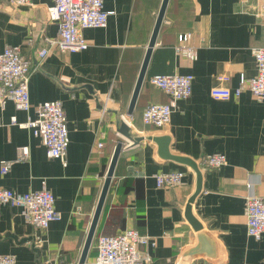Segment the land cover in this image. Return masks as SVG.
I'll use <instances>...</instances> for the list:
<instances>
[{"label": "crops", "instance_id": "1", "mask_svg": "<svg viewBox=\"0 0 264 264\" xmlns=\"http://www.w3.org/2000/svg\"><path fill=\"white\" fill-rule=\"evenodd\" d=\"M161 3L103 0L110 13L106 27L83 31L86 50L61 53L46 43L58 38L56 25L47 18L51 0H30L21 7L0 0V52L18 47L34 67L28 80L30 111H17L10 101L0 110V167L2 161L13 162L8 173L0 174V189L27 193L45 188L60 215L43 231L26 223L20 209L0 205V255L14 256L15 264L78 263L121 139L116 132L120 116L128 119L132 136L143 140L123 146L85 264H93L96 237L124 229L152 239L153 244L137 246L149 258L143 264H177L195 244L184 218L195 174L158 157L155 143L146 137L160 136L170 138L172 155L206 169L192 213L215 241L216 258L196 256L190 264H264V234L258 240L248 237L244 216L250 192L264 202V102L247 90L227 101L210 96L213 88L234 91L255 75L252 50L264 46V0L168 1L146 76L190 74L192 94L176 103L168 126L155 129L142 124L141 114L150 104L169 102L162 91L143 82L132 117L126 112ZM180 43L195 48L194 61L176 55ZM48 101L61 102L66 117L65 167L46 156L28 129L10 125L12 117L18 124L34 119V108ZM21 147L29 149L26 161H16ZM212 154L224 155L226 164L207 169L203 161ZM174 171L183 173L179 186L156 187L157 175Z\"/></svg>", "mask_w": 264, "mask_h": 264}, {"label": "built area", "instance_id": "2", "mask_svg": "<svg viewBox=\"0 0 264 264\" xmlns=\"http://www.w3.org/2000/svg\"><path fill=\"white\" fill-rule=\"evenodd\" d=\"M12 7L27 6L30 0H5ZM109 12L103 9V0H51L47 7V18L57 27L58 38L48 39L49 46L56 47L61 53H77L87 49L88 44L83 36L87 29H103L107 25ZM264 36V22L262 25ZM186 35V39H190ZM176 55L194 61L195 48L190 44L180 43L174 47ZM255 62V75L240 83L230 91L225 88H213L210 96L215 100L227 101L231 97L238 98L242 91L247 90L251 97L264 102V46L252 50ZM34 67L26 59L18 47L6 46L0 52V110L4 109L7 102H12L17 111L28 113L31 109L28 93V80ZM221 82H226V77H218ZM193 77L190 74L153 75L149 84L168 96L166 104H150L141 114L144 126L162 129L169 125L173 109L179 101L187 100L192 94ZM34 119H28L24 124H18L15 117L10 120V125H18L30 131L31 136L40 139L49 159L58 160L66 166V151L68 147V131L66 117L61 102L48 101L40 103L34 108ZM120 120L127 123L125 116ZM1 125V123H0ZM103 144L98 142L97 149ZM29 158L28 147L18 149L16 161H26ZM13 162L2 161L0 174L9 172ZM207 169L217 170L226 164L222 154H212L204 158ZM183 173L174 171L159 174L155 177L156 187L174 188L181 184ZM251 185H248L249 190ZM54 197L45 188L39 191L17 193L9 189H0V205L18 208L26 223L47 230L50 223L60 219L54 207ZM78 210L75 209L73 213ZM244 216L246 220V233L255 240L264 234V202L252 192L245 199ZM147 235H140L133 229H124L114 236H98L95 238L94 248L96 255L93 264H143L148 262V257H142L137 251L138 245L153 244ZM0 264H15L12 255H0ZM212 264V263H207Z\"/></svg>", "mask_w": 264, "mask_h": 264}, {"label": "water", "instance_id": "3", "mask_svg": "<svg viewBox=\"0 0 264 264\" xmlns=\"http://www.w3.org/2000/svg\"><path fill=\"white\" fill-rule=\"evenodd\" d=\"M169 0H162L160 9L158 11V15L156 18V22L149 40V43L146 48V52L130 97V101L127 107L126 115L127 117H132V114L135 109V105L140 93V89L143 85L145 76H146V70L149 63V59L152 53V50L155 46V42L161 27V24L163 22V18L165 15L166 7ZM116 132L120 136V141H118L114 147L112 157L110 159L108 169L106 171V175L104 178L103 186L101 189V192L99 194V198L95 207V211L93 214V217L91 219V223L87 232V236L85 239V243L83 245L81 255L79 258V261L77 264H85L86 257L88 255V251L90 249L96 226L106 199V195L108 193L111 180L113 178L114 170L116 167V163L118 160V157L123 150V146L125 142L129 143V146H135L139 142L143 140L142 137H133L131 133V128L127 125V123L120 120L117 122L116 125ZM147 140L152 141L155 143L157 147V155L160 159L164 161H172L174 163H177L182 166L188 167L194 174L196 179V185H195V191L194 193L189 197L185 204L184 208V218L187 221V223L190 225L192 230L195 233V239L196 242L193 246L187 248L179 262L177 264H190V261L192 258L196 256H203L209 259H215L216 258V243L215 241L206 233L204 227L202 224L194 217L192 213V205L194 203L195 198L201 191V183H202V173L206 171V169H200L198 164L193 161L192 159H189L187 157H181L172 155L170 153V138L168 136H160V137H146Z\"/></svg>", "mask_w": 264, "mask_h": 264}, {"label": "trees", "instance_id": "4", "mask_svg": "<svg viewBox=\"0 0 264 264\" xmlns=\"http://www.w3.org/2000/svg\"><path fill=\"white\" fill-rule=\"evenodd\" d=\"M150 77H151V76H150ZM150 77L146 76V79H145V81H144V85H145L146 83L149 84V78H150ZM149 85H150V84H149ZM150 86H151V85H150ZM146 107H147V106H146ZM146 107H145V108H146ZM145 108H144V109H145ZM144 109H143V110H144Z\"/></svg>", "mask_w": 264, "mask_h": 264}]
</instances>
